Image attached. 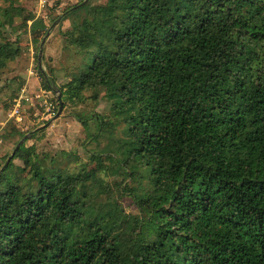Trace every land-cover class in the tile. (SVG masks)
<instances>
[{
	"label": "trees",
	"instance_id": "trees-1",
	"mask_svg": "<svg viewBox=\"0 0 264 264\" xmlns=\"http://www.w3.org/2000/svg\"><path fill=\"white\" fill-rule=\"evenodd\" d=\"M8 1L0 69L21 53L5 35L17 17L45 28ZM64 12L76 13L78 32L64 37L78 64L62 86L40 69L42 85L62 102L103 89L124 137L78 171L15 143L0 171V264H264V0H105ZM14 158L23 165L9 175ZM113 186L138 214L109 196ZM97 193L107 198L92 208Z\"/></svg>",
	"mask_w": 264,
	"mask_h": 264
},
{
	"label": "rangeland",
	"instance_id": "rangeland-1",
	"mask_svg": "<svg viewBox=\"0 0 264 264\" xmlns=\"http://www.w3.org/2000/svg\"><path fill=\"white\" fill-rule=\"evenodd\" d=\"M82 1L14 0L17 6L23 7L24 14L31 13L35 18L42 19L45 28L31 32V21H27L25 25L22 18L17 17L14 21L17 28L5 32L8 39L19 42L21 53L12 61H8L4 69H0V171L11 158L16 142L23 143L24 146L33 145L35 151L41 157H45V160L52 158L56 160L57 165H67L71 171H78L84 164L95 165V161L92 160L93 153L106 156L112 153L115 150V140L124 137V122L120 115L116 116L111 110L110 102L101 88L83 90L82 99L78 97L66 99L63 102L62 113L45 126L57 111L58 104L55 100L57 92L43 87L39 70L53 77L59 86L71 79L79 56L75 49L66 43L64 33L72 30L77 34V19L76 13L65 18L63 16L67 8ZM104 2L105 0H87L85 3L97 5ZM8 3V0H0L2 5ZM57 16L58 18L52 22ZM44 37L39 66L38 51ZM45 100L56 105L53 113L47 112ZM17 101L21 104V121H16L12 116ZM78 114L87 119L86 124L77 119ZM97 114L99 118H96ZM99 119L103 120L102 125ZM23 133L26 134L22 136ZM31 133L33 136L29 137ZM116 156L121 159V155ZM103 161L105 165H109L108 160ZM22 165L21 160L12 159L8 174L19 172ZM101 175L104 177V174ZM113 181H124V177L105 176V183L112 185ZM126 182L134 185L130 179ZM97 184L99 182L96 179L95 187ZM109 196L117 198L126 213L138 214V209L127 191L120 194L118 188L113 186ZM106 198L105 193H97L88 200V205L96 208L104 203Z\"/></svg>",
	"mask_w": 264,
	"mask_h": 264
},
{
	"label": "water",
	"instance_id": "water-1",
	"mask_svg": "<svg viewBox=\"0 0 264 264\" xmlns=\"http://www.w3.org/2000/svg\"><path fill=\"white\" fill-rule=\"evenodd\" d=\"M86 1L87 0H83L81 2V4H84ZM55 23L56 22H54L53 24L55 25ZM44 40H45V37L42 39V41L40 43L39 51H38V64H39V66H41V56H42V49H43V42H44ZM56 98L58 100V108H57V111H56L55 115L45 124V126L49 125L55 118H57L62 113V110H63V102H62L61 95H60L59 92H57ZM9 160L10 159L7 160V162L4 164V166L9 162Z\"/></svg>",
	"mask_w": 264,
	"mask_h": 264
},
{
	"label": "built area",
	"instance_id": "built-area-1",
	"mask_svg": "<svg viewBox=\"0 0 264 264\" xmlns=\"http://www.w3.org/2000/svg\"><path fill=\"white\" fill-rule=\"evenodd\" d=\"M44 103H45V107H46L47 112L48 113H53L55 108H56V105L52 101L47 102L45 100ZM12 116H14L16 121H21L22 120L20 101H17V103L15 104L14 109L12 111Z\"/></svg>",
	"mask_w": 264,
	"mask_h": 264
}]
</instances>
